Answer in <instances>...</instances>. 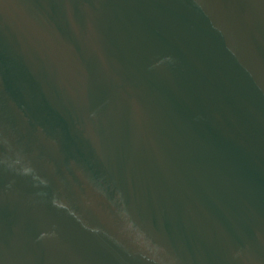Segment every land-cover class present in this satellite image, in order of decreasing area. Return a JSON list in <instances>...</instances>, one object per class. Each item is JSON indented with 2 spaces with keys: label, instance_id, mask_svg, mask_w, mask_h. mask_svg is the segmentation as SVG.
Returning a JSON list of instances; mask_svg holds the SVG:
<instances>
[{
  "label": "water",
  "instance_id": "obj_1",
  "mask_svg": "<svg viewBox=\"0 0 264 264\" xmlns=\"http://www.w3.org/2000/svg\"><path fill=\"white\" fill-rule=\"evenodd\" d=\"M0 264H264V0H0Z\"/></svg>",
  "mask_w": 264,
  "mask_h": 264
}]
</instances>
